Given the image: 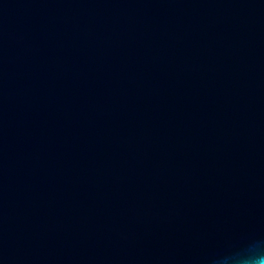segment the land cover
<instances>
[{"label": "water", "instance_id": "water-1", "mask_svg": "<svg viewBox=\"0 0 264 264\" xmlns=\"http://www.w3.org/2000/svg\"><path fill=\"white\" fill-rule=\"evenodd\" d=\"M264 243V0H0V264H216Z\"/></svg>", "mask_w": 264, "mask_h": 264}, {"label": "clouds", "instance_id": "clouds-1", "mask_svg": "<svg viewBox=\"0 0 264 264\" xmlns=\"http://www.w3.org/2000/svg\"><path fill=\"white\" fill-rule=\"evenodd\" d=\"M216 264H264V243L254 242L243 253L220 258Z\"/></svg>", "mask_w": 264, "mask_h": 264}]
</instances>
